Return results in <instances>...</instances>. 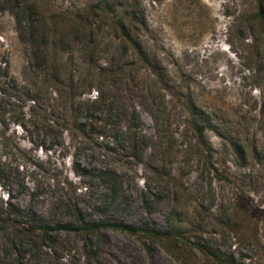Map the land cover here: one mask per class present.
Segmentation results:
<instances>
[{"label": "rangeland", "instance_id": "obj_1", "mask_svg": "<svg viewBox=\"0 0 264 264\" xmlns=\"http://www.w3.org/2000/svg\"><path fill=\"white\" fill-rule=\"evenodd\" d=\"M260 12L264 0H0V264H264ZM122 15L150 64L117 29ZM97 93L113 108L105 141L77 126ZM30 211L52 227L149 225L161 241L30 234ZM174 211L182 245L168 234Z\"/></svg>", "mask_w": 264, "mask_h": 264}, {"label": "trees", "instance_id": "obj_2", "mask_svg": "<svg viewBox=\"0 0 264 264\" xmlns=\"http://www.w3.org/2000/svg\"><path fill=\"white\" fill-rule=\"evenodd\" d=\"M115 24L117 26V29H119L122 33L123 38L129 45V48L142 59L146 64H150L149 60L146 58L144 55V51L142 46L133 38L130 30V24H129V18L128 16H120L119 18L114 19ZM255 20H257L259 23L262 24L264 28V13L260 12L258 16H256ZM29 33L31 35V42L35 48V58H34V68L35 69H41L42 65L45 62V58L42 52V46L38 40V32L32 27L29 29ZM4 76H5V82L4 84L6 85V89H10V91L16 92L17 96L20 94V91L18 90V82L13 79L10 75L9 72V63L7 61L4 62ZM151 67V66H150ZM2 69V67H0ZM153 72H157L155 68L152 67ZM118 73L115 72L112 74V76H117ZM39 77L37 75V80H39ZM3 89L2 92H6ZM12 92V93H13ZM33 92V91H32ZM14 94V93H13ZM13 95H11L12 97ZM15 96V98L17 97ZM17 99V98H16ZM33 101V100H32ZM83 104L78 107V111L81 112L82 114H85V118L83 121L79 122L78 120V131L83 134L87 135V137L94 136L96 137V140L99 141L100 139L105 141V138H107V134L110 130V121L111 118L113 117V108L108 104L104 99L102 95H97L92 101H85L82 102ZM193 128L199 138L201 140H204L205 137V131H206V125L201 124L199 120L196 118V116L193 117ZM121 130H117L116 132V138H119L121 133ZM106 171H102L100 173V178H102L104 181L108 178L107 174L105 173ZM0 175L2 176V179L0 180V185L5 186V182L9 180V176H4L3 173L1 172ZM118 190L117 185H112L111 186V191L113 193H116ZM12 198L11 194L8 192V200ZM10 207L12 206L10 203H8ZM13 207V206H12ZM14 213L16 215H19L18 212L15 210ZM177 213L174 211L171 213L170 218H169V224H168V234L169 236H173L175 240H177V243L179 245L185 244L186 241V231L183 230V226L176 221ZM28 216L31 218L33 221V224L35 226H31L29 229L30 234L33 233L36 229L42 230L45 235L47 236L49 233L53 231H71V232H77V231H88L91 233L101 231L103 229H114L117 231H121L124 233H130V234H138L139 232H144L147 234L149 238H151L152 241H161L159 234L157 231L154 229H151L149 225H144L143 227H134V226H129L125 225L123 223H115V222H89L85 223L83 225H74V224H63V225H56V226H49L46 224H42L39 222L37 217L34 215L32 211L28 214ZM169 246V245H168Z\"/></svg>", "mask_w": 264, "mask_h": 264}]
</instances>
